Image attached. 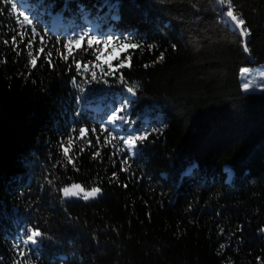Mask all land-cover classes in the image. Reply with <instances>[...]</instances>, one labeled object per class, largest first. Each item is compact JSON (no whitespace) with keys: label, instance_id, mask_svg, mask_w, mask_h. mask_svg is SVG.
I'll list each match as a JSON object with an SVG mask.
<instances>
[{"label":"trees","instance_id":"1","mask_svg":"<svg viewBox=\"0 0 264 264\" xmlns=\"http://www.w3.org/2000/svg\"><path fill=\"white\" fill-rule=\"evenodd\" d=\"M37 2L13 11L0 0V264H15L36 228L33 264H264V92L240 78L264 64V0H233L247 40L216 0H40L51 15L21 28ZM93 34L101 43L89 49ZM113 50L103 75L94 66L107 72ZM128 87L117 134L107 118L133 98ZM145 132L133 156L122 138ZM73 184L102 192L71 201L62 189Z\"/></svg>","mask_w":264,"mask_h":264},{"label":"snow or ice","instance_id":"2","mask_svg":"<svg viewBox=\"0 0 264 264\" xmlns=\"http://www.w3.org/2000/svg\"><path fill=\"white\" fill-rule=\"evenodd\" d=\"M5 2L7 4H10L11 9L13 11H15L17 9L18 6L24 7V0H15V2H13V0H5ZM216 3L220 6V16L221 19L227 23L230 27H232L233 29H239V35L242 37H247L249 35L248 32V28L245 24V20L244 18L240 15V13L238 11H236V6L233 3V0H216ZM27 10L29 11L30 15L32 16V18L30 19L28 15H24L23 12L20 13L21 16H23V20L20 22V27L24 28L26 25H33L34 20H38L42 15H51V12L49 11V9L43 5L42 2H40V0H38L37 3L32 4V5H28ZM83 6H81V12H83ZM83 31V29H82ZM27 33H21V41H23L24 36ZM37 35V30L36 27H32L31 28V36L32 38H34ZM88 32L83 31L82 35H79L78 38H72L69 39L67 41V43L64 45L65 48H67L69 50V54H71V50H72V46L73 45H80L84 40L85 37H88ZM11 40L13 42V44L15 45L16 42V35H13L11 37ZM41 42H43L44 37L41 36L40 37ZM5 43H7V40L4 41ZM31 39L29 40V43H31ZM101 43L100 39H97V35L93 34L91 37L88 38L87 44H88V48L91 49L93 47V45H99ZM105 44V46L107 45H111L113 43L112 39H111V34H109V38L104 40L103 42ZM130 47L132 48H136L137 45L136 44H131ZM41 52L44 51L43 48L40 49ZM97 52H100V49H96ZM243 51L244 52H249L250 49L248 48V46L245 44L243 47ZM53 55L52 51L48 52V56L51 57ZM103 55L102 52H100V55H96V60L99 61L101 60V56ZM27 56L32 57L31 60L28 61V63L35 68L36 67V57L33 56V53L31 51L27 52ZM68 57H64V59H67ZM113 59H119V57H112ZM161 59H163V56L161 55L160 57ZM75 62V61H74ZM104 63L107 64L108 67V71L105 72L103 70V66L101 64H96L94 67L100 68L101 72L103 75H108L109 73H111L113 71V64L111 63V61L109 60H104ZM124 64L123 62H121V64L119 65V67H123ZM81 67L80 63H76V68L79 69ZM84 71L87 72L88 71V65L84 64L83 65ZM249 73V69L248 68H242L240 70V75L241 77H245L247 76V74ZM262 76H264V72L261 73ZM91 79L92 80H97V73L96 71H92L91 73ZM121 80H123V77H120ZM255 77L252 78V80H248L245 81L244 83H242V88L245 91H248L250 89V86L253 85L254 81H255ZM105 83H107V81H104ZM79 86V85H78ZM127 92L131 94V97H135L136 92L134 90V87H128L127 88ZM132 102L131 98H128L124 103H125V107L117 110V109H113V115L108 117L109 121H113L115 122L116 120L125 121V117L124 116H118L116 115L117 111H127V105L130 104ZM87 129L85 127H80L78 129V132L81 136H83L86 133ZM106 131V129H105ZM92 132L95 133L96 129L93 128ZM149 133L145 132L139 136H133L131 133L127 136L126 139L122 138V142L124 145H127L129 150H134L137 148V140H140L141 142L146 140L148 137ZM107 140V137L105 138ZM96 142L99 143L100 142V136L97 135L96 136ZM69 143H71V141H69ZM89 143H91V141H89ZM96 155H99V153L97 152ZM65 156H67V151H65ZM69 163H71V161H69ZM115 175V174H114ZM49 183H51V181H49ZM63 194L65 197H79L81 195V193H83V199L84 200H88L89 198H93L98 196V194H100L102 192V189L100 187H92L90 191H85L84 188H81V186L79 184H73L71 188L68 187H64L62 189ZM221 232H223V229H220ZM262 232H264V229L261 230ZM26 235V239H23L22 241H18V247H17V251H18V256L19 258L15 261V264H21V260H23V264H33L32 262V255H34L32 253V249L29 247V242H31L32 246H36L39 243L38 238H42V233L41 231L36 228L35 230H33L31 232L30 235L27 234V232L25 233ZM22 243L23 247H19V245ZM225 247L224 244L220 245V248L223 249ZM25 249H27L29 256L28 258H25Z\"/></svg>","mask_w":264,"mask_h":264},{"label":"rangeland","instance_id":"3","mask_svg":"<svg viewBox=\"0 0 264 264\" xmlns=\"http://www.w3.org/2000/svg\"><path fill=\"white\" fill-rule=\"evenodd\" d=\"M55 25H58V20L55 19ZM116 50V49H114ZM114 50L111 53H108L107 55V60H111L112 57L116 55L117 52H114ZM249 73L245 77H241V84L244 83L245 81L252 80L253 77H255V81L252 86H250V89L245 92H250V93H259V92H264V76L261 75L262 72H264V64L261 65H254L252 67H248ZM138 149L130 150L133 156L137 154Z\"/></svg>","mask_w":264,"mask_h":264},{"label":"water","instance_id":"4","mask_svg":"<svg viewBox=\"0 0 264 264\" xmlns=\"http://www.w3.org/2000/svg\"><path fill=\"white\" fill-rule=\"evenodd\" d=\"M244 39H246V40H247V38H246V37H244ZM99 196H100V194H98V196H96V197L89 198L88 200H85V201H90V200H97Z\"/></svg>","mask_w":264,"mask_h":264}]
</instances>
